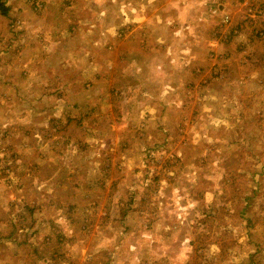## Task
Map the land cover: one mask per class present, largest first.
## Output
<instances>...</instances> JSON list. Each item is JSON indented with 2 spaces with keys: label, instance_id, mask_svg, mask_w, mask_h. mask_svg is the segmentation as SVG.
<instances>
[{
  "label": "rangeland",
  "instance_id": "rangeland-1",
  "mask_svg": "<svg viewBox=\"0 0 264 264\" xmlns=\"http://www.w3.org/2000/svg\"><path fill=\"white\" fill-rule=\"evenodd\" d=\"M5 5L0 264H264V0Z\"/></svg>",
  "mask_w": 264,
  "mask_h": 264
},
{
  "label": "trees",
  "instance_id": "trees-1",
  "mask_svg": "<svg viewBox=\"0 0 264 264\" xmlns=\"http://www.w3.org/2000/svg\"><path fill=\"white\" fill-rule=\"evenodd\" d=\"M8 0H0V13L2 14V15H6L7 14V12H8V9H7V7H6V2H7ZM209 37V36H208ZM259 184H260V182H259ZM133 201V200H132ZM11 233H13V232H11ZM6 239H11V240H14V238H12V237H5Z\"/></svg>",
  "mask_w": 264,
  "mask_h": 264
}]
</instances>
